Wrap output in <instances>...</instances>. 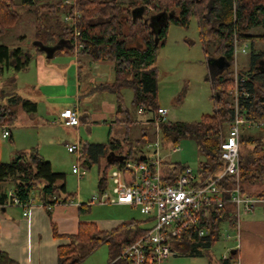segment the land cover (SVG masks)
<instances>
[{
    "label": "trees",
    "instance_id": "trees-1",
    "mask_svg": "<svg viewBox=\"0 0 264 264\" xmlns=\"http://www.w3.org/2000/svg\"><path fill=\"white\" fill-rule=\"evenodd\" d=\"M72 4L61 1L48 8H54L55 18L51 21L53 30L48 32L40 29L38 36L44 43H61L58 49L66 53L77 54V58H87L93 62L110 61L114 64L115 79L111 84H105L102 89L111 91L117 96V115H127L124 109L122 90H133L132 104L137 109L157 113L158 103V69L155 66L158 51L165 46L170 24L188 28L195 18L199 31V39L205 55L210 60L224 58L231 66L234 64L235 42L252 39L247 33L256 28L264 30V0H138L123 5L118 0H71ZM16 3L11 0H0V37L14 27L20 16L15 9ZM24 7H34L35 0H22ZM63 11V16H58ZM80 15L73 25L64 21V16ZM152 17L160 18L163 23L158 33H153L150 26ZM42 30V31H41ZM44 31V32H43ZM79 36H75V32ZM44 33V34H42ZM264 42V33L260 36ZM141 39L143 46H133L130 43ZM83 48L76 52L75 45ZM213 48L211 55L208 47ZM40 48V47H38ZM37 50L36 52H39ZM33 55L22 48H11L0 42V71L13 69L15 72L26 70ZM82 69V60H79ZM264 52L252 55L249 71L241 75L247 80L241 85V91L248 96H240L239 107L250 119L264 120ZM222 74H214L211 78L213 91L212 101L215 112L204 116L196 123L170 122L160 126L162 142L172 144L175 148L185 139L193 140L206 157V162L200 163L199 171L215 177L225 168L221 159V144L226 139V128L230 127L235 110L228 101L229 91L234 86L232 70ZM8 104L0 108V125H10L17 119V109L25 113H36L37 105L25 100L17 94L7 95ZM19 110V109H18ZM82 121V120H81ZM155 120L152 119L151 123ZM120 122V121H119ZM130 124V120H128ZM8 125V124H5ZM261 131H264L262 129ZM261 133V132H260ZM146 134L142 136V140ZM82 165L91 169L92 166L105 161L100 168L98 189L102 191L107 184V171L119 167L124 160L149 161L143 153H138L134 145L127 139L123 141L110 140L107 144H83ZM140 154V155H139ZM185 166L175 164L169 168V174L175 178ZM240 173L244 191L248 187H264V136L244 130L240 140ZM11 181L12 191L22 204L28 203L38 192V198L45 205L56 206L60 200H69L66 175L53 170L52 164L37 151L18 153L9 163L0 162V206L8 203V192L4 184ZM228 184L234 183L231 178ZM249 193V192H248ZM252 196L264 198L263 190L258 189ZM80 214L90 211L91 206H78ZM232 210L213 212L212 220H205L207 235L199 237L197 232L184 233L172 242L173 249L188 256L202 255L205 249L213 246L219 236L221 225L226 219H231ZM142 223V222H141ZM138 221L124 223L117 228L104 232L94 224L80 223L78 232L74 235H60L55 230V236L69 240V244L58 247V264H84L85 255L80 254L81 245L87 246L90 252L107 245L110 252L109 264H128L124 260L113 261L120 255L124 246L132 244L140 238L147 229ZM0 264H17L7 254L0 252ZM223 264H231V259Z\"/></svg>",
    "mask_w": 264,
    "mask_h": 264
},
{
    "label": "rangeland",
    "instance_id": "rangeland-1",
    "mask_svg": "<svg viewBox=\"0 0 264 264\" xmlns=\"http://www.w3.org/2000/svg\"><path fill=\"white\" fill-rule=\"evenodd\" d=\"M35 1L36 5L34 7H26L23 10L18 9L20 18L17 24L9 29L4 37L0 38L1 42L9 45L19 43L24 49L42 43L40 35L37 36V23L41 19L49 21L50 17H47L41 9V5L45 4L44 0ZM56 1L53 0L51 3H56ZM150 21L153 33H158L160 30L158 19L152 17ZM251 32L254 36L252 39L256 38V43L252 46L249 42L246 53L240 52L238 54L239 73L241 71L245 73L250 69L254 53L264 51V43L259 37L263 33L262 29L258 28ZM168 34L166 45L159 49L155 64L158 69V103L160 107L169 110L167 121L196 123L201 121L204 116L212 115L215 112L211 85L213 74L209 62L211 57L208 58L204 53L195 18L192 19L188 28L170 24ZM135 42L130 43V45ZM245 42H239L238 47L241 48ZM138 43H135L134 46H137ZM54 44H59V42ZM58 48L53 45L47 52H44V58L46 57L48 61V63H45L46 68L44 69L39 68L42 59V56H40L22 72H15L13 69L0 71V108L7 106V94H10V92L38 104V112L30 117L34 120L33 122H23L24 117L17 116L14 122L15 125L11 127L12 137L3 139V127H9L10 124L3 122L0 125L1 163L11 162L21 152L28 154L37 151L52 164L54 171L66 175L67 191L72 195L70 200L78 206L82 204L89 205L92 197L100 194L98 189L99 172L104 165L102 162L100 165L92 166L91 169L84 168L78 161V155L69 153L66 147L67 144H76L78 140L83 143L107 144L112 139L119 141L127 139L129 143L134 145L135 150L140 154L143 153L145 157L149 159L161 158L162 166L166 169L179 163L185 167H190L195 173L199 171L200 163L206 162L207 159L197 143L190 139L182 140L177 147V152L174 145H165L161 139V132L155 124L149 122L152 117L154 119V113L143 111L145 115L142 116L140 113L143 112L133 106L134 95L131 88L122 90L123 106L124 109L129 111L130 124H128V117L125 114L121 116L116 113L111 114L105 108V104L117 102V96L111 91L102 90L104 82H99L101 79L106 81L115 79V73L111 67L108 69L103 68L107 78H102L100 74L103 75V72L94 71L92 66L93 73L91 75L94 78L92 89H94L93 94H87L83 90V86L81 91L78 90V62L76 56L70 52L62 54ZM208 51L213 55L211 46L208 47ZM259 66L260 68L264 67L263 63H259ZM42 70L48 72L49 76H53L50 75V72L53 74L57 71L60 75L57 76L54 83L46 84L43 78L40 77V71ZM228 101L234 106L231 97H228ZM76 106L79 107L82 115L89 116L93 121H88V125L82 124L79 130H66L63 126L53 125L61 111ZM18 109L17 112L19 113L20 108ZM20 112L23 114L22 110ZM100 114H104L106 120H98L96 117ZM116 118H119L120 123L115 125L113 122ZM111 128L113 130L109 134ZM228 130L227 127L226 136ZM249 131L262 133L264 136V131ZM144 134L146 136L142 140ZM157 144L158 147H156ZM74 166H80L81 170L86 171L83 179L79 180L73 173ZM114 168L108 169L106 174L108 178L115 171ZM11 183H8L7 186L12 185ZM108 185L109 189L113 186L110 180ZM263 188L248 187L247 189L249 193H254L258 189L263 190ZM70 205L68 203L66 206ZM109 206H91L90 211L82 214L81 221L94 224L101 230H109L118 223H131L133 221L142 222L141 226L144 229L152 227V224L147 222L146 216L141 214L139 208ZM228 235L232 238L229 239ZM233 236L234 231L232 228L224 224L214 245L211 249L204 251L202 255L195 257L179 255L162 264H221L223 257L227 258L226 255L229 253L230 245L235 241ZM79 252L85 255L84 264H109L110 262V252L107 245H102L93 252H90L87 246L81 245Z\"/></svg>",
    "mask_w": 264,
    "mask_h": 264
},
{
    "label": "built area",
    "instance_id": "built-area-1",
    "mask_svg": "<svg viewBox=\"0 0 264 264\" xmlns=\"http://www.w3.org/2000/svg\"><path fill=\"white\" fill-rule=\"evenodd\" d=\"M65 3L72 4L70 0ZM78 18L80 15L75 13L73 16L66 15L63 19L74 25ZM79 35L80 33L76 31L75 36ZM239 45L236 41L232 66L234 86L229 91L235 116L226 139L220 146L225 168L211 178L201 171L195 173L187 166L173 179L169 171L164 170L161 158L149 159L147 162L127 159L121 166L115 167L112 175L107 177L106 187L100 194L92 197L89 206L115 205L139 208L141 214L146 216L147 222L152 224V227L139 239L124 246L113 263L124 260L128 264H162L180 255L171 244L184 233L197 232L199 237L207 235L208 231L203 223L205 220H212L213 212L225 213L230 208L232 218L226 219L224 223L231 224L239 230L243 215H252L259 207L264 208V198L252 196L244 191L241 183L240 140L243 130L262 129L264 120L250 119L240 110V96H248V94L241 91V85L247 78L238 71V54L246 53L247 47L239 48ZM82 48V44L75 45L76 52ZM140 110L144 109L140 108ZM168 114L169 112L164 108L154 113L153 124L159 131L161 124L167 122ZM62 117L64 121L61 125L65 127L77 129L81 125L80 110L77 106L64 110ZM3 130V139L10 137V128L4 126ZM67 149L69 153L77 154L81 162L83 156L81 143L68 144ZM175 151L177 152L178 149L175 148ZM73 173L79 180L86 175V171L81 170L80 166H75ZM230 178L234 180L231 185L227 182ZM108 179L113 184L111 189ZM37 197L38 195H34L28 203L22 204L11 190L8 192L7 205L22 207L24 217H28ZM67 203L74 204L69 199L65 202L60 200L57 205ZM43 207L52 210L55 206L43 203ZM228 238L232 237L228 235ZM231 264H240V261L234 259Z\"/></svg>",
    "mask_w": 264,
    "mask_h": 264
},
{
    "label": "crops",
    "instance_id": "crops-1",
    "mask_svg": "<svg viewBox=\"0 0 264 264\" xmlns=\"http://www.w3.org/2000/svg\"><path fill=\"white\" fill-rule=\"evenodd\" d=\"M11 1L16 3L15 9L17 10V12H18V9L23 10L26 8L23 5H21L22 0H11ZM61 1L66 2L67 0H59V1L57 0L56 3L61 2ZM135 1H138V0H123V1L118 0V2L126 6ZM44 2L45 4L41 5V9L43 10L44 14L50 18H49V21L45 19L39 20V23H37V25L39 26V27L37 26V30L39 31L41 28L42 29L46 28L48 32H51L53 29L50 27L53 26L54 24L51 21H53L56 15L53 14V11L55 9L48 8V7L55 3H51L53 2V0H44ZM28 8H31V7H28ZM62 13L63 11H60L58 14L60 18H62L63 16ZM162 25L163 23L160 22V27ZM251 31L247 33L249 36H252ZM262 31L264 33L263 29ZM4 35H6V33ZM4 35H2L1 37H4ZM244 41L246 42L242 44L243 46L248 47L247 45L249 42H251L252 46H254V43H256V38L247 39ZM135 43H138L137 46H140V47L143 46L142 42L139 40L136 41ZM3 44H6V43H3ZM63 44L64 42H61L59 44H52V43L47 44L42 41V43H38L34 47H29L28 49H24L19 43H16L14 45L12 44L11 45L6 44V45L10 46L11 48L19 47V48H22L25 52H30L33 55L32 61H36L37 60L36 58H39L40 56H42V59L40 60L39 68L44 69L46 68L45 63H48V61L46 60V57L44 58V55H45L44 52H47L50 49V47L53 45H56V47H59V46L61 47V45L63 46ZM62 48L63 47H61V49ZM37 50H40V51L36 52ZM41 53H44V54H41ZM61 53L67 54L66 51L64 50L61 51ZM34 56H37V57H34ZM80 59L82 60L83 58H77V62H78L77 78H78V83H79L77 84L78 90L81 91L82 86H83V90L87 92V94L88 93L93 94L92 91L94 88L92 89V85L94 84V81H93L94 78L91 75L93 73L91 69L92 66H93L94 71L103 72V75L100 74V77L102 76V78H107L104 72L105 69L103 68L108 69L109 67H111L112 70L114 71V64L110 61L93 62L90 59L84 58L81 64L82 69L79 70L80 68L79 60ZM232 66H230L231 68L230 70L233 69ZM84 71H87V72L84 73ZM40 72H41L40 77L43 78L46 84L54 83L57 80V76L60 75L58 71L53 74L50 72V75H53V76H49L48 72H46L45 70H42ZM242 73L244 72L241 71L240 74ZM212 77L213 75L211 76V78ZM110 80L111 79H108L106 81L104 79H101V81L99 82H104L102 84V88L104 87L105 84L113 83L114 80L113 81H110ZM51 85H54V84H51ZM10 94H16V93L10 92ZM10 94H7V95H10ZM25 100H28V99H25ZM35 104L37 105V112H38V104L37 103ZM117 107H118L117 102L116 103L109 102L105 104V108L108 109V111L111 114H115V113L117 114L118 112ZM160 108H164V107H160ZM164 109H166L169 112L167 108H164ZM20 111L19 113H17V116L20 115L22 116V118L24 117L23 122L28 123V122L34 121L30 119V117L32 114H36L37 112L36 113H25L23 111V114H22V112ZM139 111L143 112L145 110L139 109ZM63 112L64 110L59 113L58 119H56L53 122V125L63 126L61 125L64 121L62 117ZM145 112L140 113V115L144 116ZM96 118L98 120H106V117L104 114H100ZM80 119L82 120L80 127L74 130H79L82 124L88 125L89 123L88 121L90 122L93 121L89 116L82 115L81 111H80ZM127 120H130L129 117ZM119 121H120L119 118H116V120L113 123H115L116 125L120 123ZM14 122L13 124L9 126L10 130H11V127L15 125ZM130 123H131V120H130ZM65 128L66 130L73 129V128H68V127H65ZM262 129H255V130H262ZM112 130L113 129L111 128L109 134L112 133ZM244 130H248V129H244ZM10 137H12V132H11ZM77 143H81L82 151H83V144H88V142L83 143L81 140H78ZM91 143H97V142H91ZM101 144H104V143H101ZM102 162L104 163L103 165L104 167L105 161H102ZM80 164L82 165V162H80ZM86 169H89V168H86ZM164 170L166 172L169 171L166 168H164ZM10 182L11 181H8L7 183L4 184V187L7 192L13 189L12 183H11L12 185L7 186L8 183ZM34 195H38V192H36ZM66 205H68V203L60 204V205L53 207L52 210H47L46 208L43 207V202L40 201L39 198L37 197V199H35V201L33 202V208L31 209L28 217H24L23 215L24 209L22 207L9 206V205H6L4 207L0 206V252L7 254L17 264H58V247L61 245L68 244L69 240L56 237L55 230H57V233L60 235H74L78 232L79 224L83 223L81 221L82 214H80L79 212L78 204H73V206H71L72 204L70 206H66ZM101 206L110 207L109 205H101ZM119 207H129V206H119ZM122 224L124 223H118L117 225H115L109 230L107 229L105 230L99 229V230L100 231H111ZM224 224L225 223L223 222L221 225V228L223 227ZM226 226H228L229 228H232V230L234 231L233 239L235 241L233 242V244L230 245L229 253L226 255L227 258L225 259V256H224L223 259L221 260V264L224 263V260H228V259L229 260L231 259V262L234 259H239L240 264H264V208L259 207L257 211L252 215H243L241 217L239 230H237V227L231 224H228V223H226ZM206 250L208 249H205L204 251ZM180 255L188 256L182 253H180Z\"/></svg>",
    "mask_w": 264,
    "mask_h": 264
},
{
    "label": "water",
    "instance_id": "water-1",
    "mask_svg": "<svg viewBox=\"0 0 264 264\" xmlns=\"http://www.w3.org/2000/svg\"><path fill=\"white\" fill-rule=\"evenodd\" d=\"M158 21H160V18H158ZM210 66L212 69V74H222L224 71L228 70L231 66V64L226 61L224 58H216L209 60Z\"/></svg>",
    "mask_w": 264,
    "mask_h": 264
}]
</instances>
